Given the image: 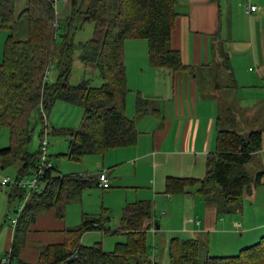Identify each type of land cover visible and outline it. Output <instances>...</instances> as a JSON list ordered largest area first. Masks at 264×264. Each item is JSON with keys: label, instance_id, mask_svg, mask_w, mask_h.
<instances>
[{"label": "trees", "instance_id": "16d2710c", "mask_svg": "<svg viewBox=\"0 0 264 264\" xmlns=\"http://www.w3.org/2000/svg\"><path fill=\"white\" fill-rule=\"evenodd\" d=\"M71 0V16L65 21L59 72L55 82L45 81L53 63L57 40L55 9L52 0H26L25 8L15 15L13 0H0V30L8 31L0 63V132H9V146L0 148L1 169L17 166L16 179L30 178L40 163L39 150L33 156L27 152L30 141V121L41 104L49 112L57 101L82 108L83 117L77 131L53 130V134L68 136L69 160L80 161L84 156L102 155L110 149L131 146L137 131L124 113L126 76L123 46L128 40H144L152 67L172 72L188 71L177 51L170 48L176 18L175 0ZM83 10V12H81ZM94 25L93 38L79 49V60L93 65L102 79L100 88H93L90 80L78 86L69 83L72 52L66 43L67 29L77 19ZM22 23L27 37L16 39ZM73 45V44H71ZM75 49V46L73 50ZM64 59V60H62ZM149 101L139 99V115L148 112ZM261 147V131L242 136L234 131L218 130L215 152L206 163V175L200 181V197L216 206L224 215L233 214L239 199L251 185H258L262 174L251 179L245 167ZM42 186L33 192L20 213L14 238L6 255L9 264H25L19 260L28 226L36 217L51 209L63 217L65 207L78 199L81 191L94 182L93 176H61L52 166L45 170ZM190 180L168 178L166 193L182 194ZM14 196L24 199L27 190L12 186ZM152 206L148 202L128 204L123 210L121 225L112 231L102 217L83 215L81 224L67 230L62 245L43 248L36 264H158L148 256L147 231L152 227ZM125 236L126 241L106 252L100 244L83 246L81 237L90 231ZM206 246L198 241L170 240L169 264H264V237L233 256H210Z\"/></svg>", "mask_w": 264, "mask_h": 264}, {"label": "crops", "instance_id": "0c3cea01", "mask_svg": "<svg viewBox=\"0 0 264 264\" xmlns=\"http://www.w3.org/2000/svg\"><path fill=\"white\" fill-rule=\"evenodd\" d=\"M175 1L170 48L189 70L152 67L145 41L140 72L159 75L128 76L124 113L136 127V142L97 155L102 164L95 172L67 175L93 176L91 186L103 192L102 198L120 196L117 208L122 213L128 204L150 203L149 225L157 234H169L168 241H198L208 250L215 246L239 253L264 237V0H249L256 7L252 14L246 13L247 0ZM128 41L126 48L136 50L133 45L137 42ZM139 99L149 101L145 115L137 113ZM218 130L242 136L261 131V147L245 167L253 180L262 174L260 183L244 192L230 215L220 214L199 195ZM100 174L107 176L109 189L99 187ZM168 178L194 183L185 186L182 194L169 195ZM120 225L121 220L111 230ZM67 230L71 228L55 209L43 212L29 224L19 260L36 264L43 248L64 243ZM14 231L11 227L7 232L6 252L11 249ZM117 236L121 241L115 246L126 241L125 236ZM220 254L231 256L225 251Z\"/></svg>", "mask_w": 264, "mask_h": 264}, {"label": "rangeland", "instance_id": "374dc122", "mask_svg": "<svg viewBox=\"0 0 264 264\" xmlns=\"http://www.w3.org/2000/svg\"><path fill=\"white\" fill-rule=\"evenodd\" d=\"M53 7L55 9V20L53 22L54 29L58 28L57 23L60 27L57 29V40L54 50L53 63L50 65L46 78L44 80L53 83L55 82L58 73L62 71L60 66L61 51L64 35L65 21L71 16V0H52ZM90 0L83 1L82 9L84 10L89 4ZM109 3H113L116 0H107ZM15 15H19L25 8L26 0H13ZM81 10V12H83ZM94 25L92 23H83V18L77 17L70 27L67 29L66 43L69 44L68 52H72V65L70 70L69 83L72 86H78L83 80H90V84L93 88H100L103 84L101 77L99 76L98 70L90 65L89 68L82 64L79 60V51L77 49L81 44H85L87 41L93 38ZM8 31L0 30V63L2 61L3 49ZM27 37L25 23H22L16 34V39L25 40ZM137 42L134 51L130 47L126 48L125 43L123 46L124 53V64H125V76H126V89L128 95L129 85L128 76H157L150 71L140 72V57L142 54V46L145 41H128ZM143 42V43H142ZM145 42V43H144ZM73 44V45H71ZM130 44V43H128ZM141 44V45H140ZM147 44V43H146ZM75 46V49L73 50ZM130 46V45H128ZM135 57H137L135 59ZM64 60V59H62ZM143 63L147 64V60L142 58ZM146 61V62H144ZM131 86V84H130ZM129 87V88H128ZM83 117L82 108L76 105H71L63 101H57L49 112H45L42 115L40 108L34 110L29 125L31 138L26 146L27 152L30 155H35L39 150V142L41 138L46 139L48 142L47 154L52 167L62 173L71 174L78 173L82 174L84 171L95 172V169L101 168V158L97 155L84 156L80 161H73L67 159L64 155L68 151V136L63 133L53 134V130H75L77 131L81 126ZM9 146V132L6 129H2L0 132V148H6ZM100 161V162H99ZM18 176V169L13 166H7L1 169L0 166V184L3 179L10 178L15 179ZM31 177V176H30ZM26 179V178H24ZM13 188L11 185L1 187L0 186V259L6 255L4 246L9 240L8 231L11 229V219L16 218L18 211L24 205V199L20 200L18 196H14L13 199L9 200V195L13 194ZM28 192V191H27ZM102 191L97 187H85L81 191V203L80 201H74L66 205L64 218L67 221V227L75 229L81 224V218L83 215H90L94 217H102L103 223L109 221L105 225L107 228L117 227L122 212L118 210L117 203L120 201V196L107 195L102 198ZM103 199L105 202H103ZM9 216V219L7 218ZM157 226V224H155ZM7 235V236H6ZM83 242L85 244H82ZM169 234L156 233L154 227L147 231L146 242L149 247L147 252L151 261L158 264H169L168 257V246H169ZM117 241H121L117 235L104 233L102 230L86 232L80 240L81 245L89 247L95 244H100L102 249L106 252H112ZM87 243V244H86ZM250 245V244H249ZM248 245V246H249ZM152 248L156 249L153 253ZM212 250H206L207 255L220 256L221 251H225L229 255H236L237 252H231V250L218 249L213 247ZM216 249V250H215ZM154 264V263H153Z\"/></svg>", "mask_w": 264, "mask_h": 264}, {"label": "built area", "instance_id": "2783aa9c", "mask_svg": "<svg viewBox=\"0 0 264 264\" xmlns=\"http://www.w3.org/2000/svg\"><path fill=\"white\" fill-rule=\"evenodd\" d=\"M245 10L247 14H252L256 11V7L253 6L249 2V0H247L245 3ZM39 108L41 110L42 115H44L45 112L43 110V105L41 104ZM47 147H48V142L46 141V139L41 138L39 142L40 163L36 171L30 178H26L24 180L22 179L19 180L16 178L15 179L6 178L1 181V184H0L1 187L11 185V186H16L17 188H20V189H26L28 191L26 192V195L24 197V205L29 200V197L31 196L33 192L39 191V189L41 188V184H42L41 179L44 176L45 170L52 166L48 158ZM99 187L105 190L110 188V182L105 174L99 175ZM24 205L23 207L19 209L17 217L11 219V226L13 229L16 227L18 217L20 213L22 212ZM7 218L9 219V216ZM152 251L153 253L156 252L154 248H152ZM9 262L10 261L7 256H5L4 258L0 260V264H9Z\"/></svg>", "mask_w": 264, "mask_h": 264}]
</instances>
